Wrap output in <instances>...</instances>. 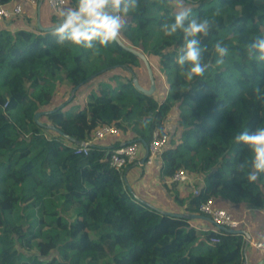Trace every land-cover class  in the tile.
Returning <instances> with one entry per match:
<instances>
[{
    "label": "trees",
    "instance_id": "trees-1",
    "mask_svg": "<svg viewBox=\"0 0 264 264\" xmlns=\"http://www.w3.org/2000/svg\"><path fill=\"white\" fill-rule=\"evenodd\" d=\"M169 1L141 0L119 36L146 55L156 84L152 95L133 85V75L142 87L149 85L139 58L117 42L97 55L61 47L52 30L37 27V2L21 16L0 20V264H243L242 234H218L211 243L216 232L198 227L209 222L158 209L199 214L198 204L212 198L238 221L244 209L264 213V174L247 183L248 169L242 174L237 167L251 153L233 141L241 131L264 127V104L252 92L264 87V63L244 52L264 36V0H181L179 9ZM75 3L66 0L63 8ZM189 8L216 25L201 40L209 67L192 82L174 63L181 40L160 30ZM39 18L44 27L58 20L44 0ZM217 41L230 52L222 65L216 63ZM37 112L40 122L77 141L86 142L104 125L117 127L121 136L77 153L80 145L34 121ZM170 114L174 128L166 133ZM156 130L167 134L158 155L164 180L182 168L199 182L198 196L170 184L167 193L177 206L161 208L129 191L127 172L135 162L121 170L108 162L122 143L144 148ZM238 229L245 230L243 224Z\"/></svg>",
    "mask_w": 264,
    "mask_h": 264
},
{
    "label": "clouds",
    "instance_id": "clouds-1",
    "mask_svg": "<svg viewBox=\"0 0 264 264\" xmlns=\"http://www.w3.org/2000/svg\"><path fill=\"white\" fill-rule=\"evenodd\" d=\"M153 2L144 0L145 5ZM140 6L141 0H76L75 6L57 10L58 20L51 34L61 47L90 50L97 55L102 48L118 40L126 18ZM214 15H219L218 9ZM215 26L213 20L194 15L190 8L177 12L171 22L162 23L160 30L165 37L176 36L181 40L174 63L185 81L192 82L203 76L209 67L204 62L206 49L202 47L201 40L209 36ZM214 52L218 65L224 64L230 54L228 46L221 41L215 43ZM244 52L248 60L264 63V36H257L246 44ZM252 92L255 100L264 104V87L255 86ZM142 123L147 126L149 121ZM233 141L246 146L251 153L250 161L239 164L237 171L244 174L247 168L244 174L247 183H255L264 174V127L241 131Z\"/></svg>",
    "mask_w": 264,
    "mask_h": 264
},
{
    "label": "built area",
    "instance_id": "built-area-1",
    "mask_svg": "<svg viewBox=\"0 0 264 264\" xmlns=\"http://www.w3.org/2000/svg\"><path fill=\"white\" fill-rule=\"evenodd\" d=\"M29 3H35L37 0H25ZM49 10L57 14V10L59 8H63L66 4V0H44ZM10 5V6H9ZM23 14L22 3L14 2V3H3L0 0V20L8 21L15 16H21ZM6 106V104L4 105ZM121 131L117 127L113 125H104L96 128L89 139L84 142L85 145L80 146L76 152L87 154L89 151V146L94 142L104 140L108 137H120ZM167 143V135L162 134L159 131H154L150 142L148 143V159H146V163L150 164L152 162L153 157L161 154L162 150L166 146ZM140 146L137 143H122L119 148L110 152L108 162L111 167L121 170L128 164L136 163L138 158V154L140 151ZM196 179L191 178L187 172L180 168L177 169L173 175L170 177V183H177L181 185H185L190 190H192L193 196L199 195V188L195 185ZM197 211L200 215L208 217L212 220L215 226H223L228 229H238V226L242 223V221L235 220L232 218L230 213H228L225 209L217 208L214 206V202L212 198H207L206 200L200 202L197 206ZM214 226V227H215ZM207 231V229H204ZM217 235H214L209 238L211 243H217L219 241L218 234H225L219 231L216 227L213 230ZM247 249H256L260 251H264V239L250 240L248 242Z\"/></svg>",
    "mask_w": 264,
    "mask_h": 264
},
{
    "label": "crops",
    "instance_id": "crops-1",
    "mask_svg": "<svg viewBox=\"0 0 264 264\" xmlns=\"http://www.w3.org/2000/svg\"><path fill=\"white\" fill-rule=\"evenodd\" d=\"M14 2L22 3L23 13L25 11V7L35 5V3H29L25 0H13L9 4ZM99 142H104V140H101ZM144 154L145 150L144 148H141L138 154L140 155L141 159ZM141 159H137L133 168L127 172V183L131 186L134 193L139 194L148 202L158 205L161 208L174 206L175 203L173 204L171 196L167 193V188H169L171 183H169L168 180L165 181L163 178L159 157H153L152 162L150 164H140ZM197 181V179L194 181L196 186L199 185V182ZM177 188L178 191L180 190V194L190 192L192 193V190H190V188H188L187 186L185 187V185L178 184ZM180 212H183L182 208H180ZM241 221V224H243L245 231L250 234L252 240L264 239V213H262L260 210L244 209ZM198 227L207 230H214V225L212 224H203L199 225ZM249 251L250 252L247 255L249 259V264H264V251L256 249H249Z\"/></svg>",
    "mask_w": 264,
    "mask_h": 264
},
{
    "label": "water",
    "instance_id": "water-1",
    "mask_svg": "<svg viewBox=\"0 0 264 264\" xmlns=\"http://www.w3.org/2000/svg\"><path fill=\"white\" fill-rule=\"evenodd\" d=\"M43 0H37V13H38V16L36 18V25L37 27L40 29V30H43V31H49V30H53L54 26H49V27H44L41 25V22H40V18H39V10H40V6L42 4ZM118 45H120L123 49H125L126 51L132 53L134 56H136L137 58H139L141 60V62L144 64L145 68H146V71H147V76H148V79H149V85L147 88H144L142 87L140 84H139V81L137 79V77L135 75L132 76V82H133V85L134 87L141 93L145 94V95H152L154 94L155 92V89H156V84H155V80H154V77H153V72H152V69H151V66L148 62V59L146 57V55L130 46H127L125 45L121 40L120 38H118V40L116 41ZM79 86H76L72 91H71V95H70V98H72L74 92L76 89H78ZM51 111H48L46 113H50ZM42 112H37L34 116V121L42 126V127H45L46 129L48 130H52L53 132L61 135L62 137H64L65 139L69 140L70 142H72L73 144H76V145H80V146H83L85 145L84 142H81V141H77L75 138L73 137H70L66 134H64L61 130H59L58 128L54 127L53 125L51 124H43L42 122H40L39 120V117L41 116ZM143 146H144V150H145V154L144 156L142 157V159L140 160V164H143L145 162V160L148 158V144H146L145 142H143ZM127 184V188L129 189L130 192L134 194L131 186L126 182ZM152 206V205H151ZM158 211H160L161 213L165 214V215H169V216H173V217H177V218H188V219H203L207 222H209L210 224L214 225L212 220L208 217H205L203 215H200V214H186V213H183V212H178V213H174V212H166L164 210H161V209H158ZM215 226V225H214ZM219 231L225 233V234H231V235H234V234H242L244 236V239H245V250H244V261H243V264H249V259H248V256L246 254V250H247V246H248V242L251 240V237H250V234L243 230V229H228V228H225L223 226H215Z\"/></svg>",
    "mask_w": 264,
    "mask_h": 264
},
{
    "label": "rangeland",
    "instance_id": "rangeland-1",
    "mask_svg": "<svg viewBox=\"0 0 264 264\" xmlns=\"http://www.w3.org/2000/svg\"><path fill=\"white\" fill-rule=\"evenodd\" d=\"M169 4H172V8L179 9L180 7H184L181 0H170ZM161 84L165 85L166 83L164 81L161 82ZM156 91V89H155ZM155 93V92H154ZM174 114H170L167 118L166 124L164 123V131L167 133L168 131H171L174 128ZM169 133V132H168ZM167 135V134H166Z\"/></svg>",
    "mask_w": 264,
    "mask_h": 264
}]
</instances>
